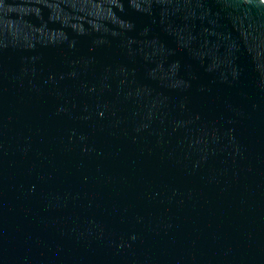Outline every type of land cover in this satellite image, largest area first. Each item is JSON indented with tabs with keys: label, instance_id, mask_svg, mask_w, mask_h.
Masks as SVG:
<instances>
[{
	"label": "water",
	"instance_id": "water-1",
	"mask_svg": "<svg viewBox=\"0 0 264 264\" xmlns=\"http://www.w3.org/2000/svg\"><path fill=\"white\" fill-rule=\"evenodd\" d=\"M0 264H264V0H0Z\"/></svg>",
	"mask_w": 264,
	"mask_h": 264
}]
</instances>
